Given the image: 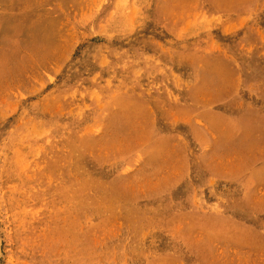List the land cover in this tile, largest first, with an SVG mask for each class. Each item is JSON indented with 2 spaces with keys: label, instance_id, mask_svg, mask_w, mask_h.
I'll use <instances>...</instances> for the list:
<instances>
[{
  "label": "rangeland",
  "instance_id": "rangeland-1",
  "mask_svg": "<svg viewBox=\"0 0 264 264\" xmlns=\"http://www.w3.org/2000/svg\"><path fill=\"white\" fill-rule=\"evenodd\" d=\"M0 264H264V0H0Z\"/></svg>",
  "mask_w": 264,
  "mask_h": 264
},
{
  "label": "bare ground",
  "instance_id": "bare-ground-1",
  "mask_svg": "<svg viewBox=\"0 0 264 264\" xmlns=\"http://www.w3.org/2000/svg\"><path fill=\"white\" fill-rule=\"evenodd\" d=\"M242 123V122H241ZM248 125H249V123H248Z\"/></svg>",
  "mask_w": 264,
  "mask_h": 264
}]
</instances>
